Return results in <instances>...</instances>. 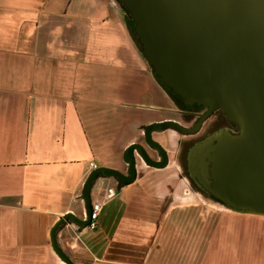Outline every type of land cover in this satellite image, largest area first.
Returning a JSON list of instances; mask_svg holds the SVG:
<instances>
[{
	"label": "crops",
	"instance_id": "1",
	"mask_svg": "<svg viewBox=\"0 0 264 264\" xmlns=\"http://www.w3.org/2000/svg\"><path fill=\"white\" fill-rule=\"evenodd\" d=\"M131 26L117 0H0V264H66L51 225L86 217L82 182L124 163L132 121L161 119ZM144 166L124 183L94 178L93 227H56L74 264H264L262 216L215 205L168 162Z\"/></svg>",
	"mask_w": 264,
	"mask_h": 264
},
{
	"label": "water",
	"instance_id": "2",
	"mask_svg": "<svg viewBox=\"0 0 264 264\" xmlns=\"http://www.w3.org/2000/svg\"><path fill=\"white\" fill-rule=\"evenodd\" d=\"M132 23L140 52L153 75L186 103L206 110L190 126L171 118L152 119L142 127L148 155L137 142L122 150L124 171L97 165L82 182L86 217L65 212L50 227L54 253L74 264L57 244L56 227L65 219L88 221L89 188L97 175H112L120 183L135 176V156L153 167L168 162L166 149L152 131L171 128L192 132L201 118L220 108L236 131H214L191 143L185 169L192 183L225 207L240 213L264 215V0H117Z\"/></svg>",
	"mask_w": 264,
	"mask_h": 264
},
{
	"label": "flooded vegetation",
	"instance_id": "3",
	"mask_svg": "<svg viewBox=\"0 0 264 264\" xmlns=\"http://www.w3.org/2000/svg\"><path fill=\"white\" fill-rule=\"evenodd\" d=\"M153 77L161 87L162 96H164L171 103V106L161 105L160 107L151 108L158 111H168L172 114V116L162 117V118H171L183 125L190 126L194 121H196L200 117L201 113L206 110V107L202 104L184 102L180 97L170 93L162 84L159 83V81L156 79L155 76ZM223 128H228L233 132L236 131V126L228 120L225 113L220 108L216 107L211 109L206 115H204L201 118L199 124L192 132H180L171 128H167V129L175 131L176 143L180 144L178 151V153L179 152L180 153L178 154V156L180 158V154H183V159L185 160L186 149L191 143H194L195 141L203 138L204 136ZM142 141L143 143H145L143 139V135H142ZM147 153L150 157L155 159H160L161 157V154L156 149L151 147H149ZM135 157H136L135 163L136 160L141 161L137 155ZM124 163L125 166L122 169V171H124L126 168V161H124Z\"/></svg>",
	"mask_w": 264,
	"mask_h": 264
},
{
	"label": "rangeland",
	"instance_id": "4",
	"mask_svg": "<svg viewBox=\"0 0 264 264\" xmlns=\"http://www.w3.org/2000/svg\"><path fill=\"white\" fill-rule=\"evenodd\" d=\"M125 16L127 17L126 13H125ZM132 38H133V44H134L135 49L140 53V60H139V62L135 63V66L140 68L141 71H145L144 74L146 73L148 78H150L151 80L152 79L154 80V77H153L154 75H152L153 73L151 71V67H150V65H148L145 57L141 54L139 46H138V43H137V40H136V37H135L133 31H132ZM134 69L136 70L135 67H134ZM159 95H160V98H161V100H160L161 101V105H164V106L169 105V106H171V103L164 96H162V92L161 91H160ZM145 103H146V101H145ZM133 108H134V106H133ZM156 113H154L153 111H150L149 112V117L150 118L151 117H153V118L154 117L155 118H162V117L172 116V114L170 112H168V111H158ZM144 124H145V122L144 123L143 122L140 123V122H137L136 119L134 121H132V124L130 126L131 127L130 128L131 132L128 133L129 136L126 135V137L124 138V140L121 143H126L127 144V143L131 142V140L138 141L145 147V149L147 151L149 149V147L145 143H143L142 134H141V129L143 127L142 125H144ZM152 136L156 140H158L160 142V144L166 149V152H167L168 166H166L163 171L179 173V175L183 178V181L187 182V185H189L193 189H195L196 192L199 195H201L202 197H204L205 199H207L209 201H212L215 205H219L220 207H222L224 209L231 210V209H229L227 207L225 208V206L223 204L206 197L204 195V193L200 189L195 187L194 184L192 183V181L189 179V177L187 176V173L185 171V160L183 159V154H180V158L178 156V154L180 153V152L178 153L180 144L176 143V133H175V131L169 130V129H165V130H162V131H154V132H152ZM145 165H147V164H145ZM124 166H125V163L121 162V164L119 166H117V167L120 170H122L124 168ZM148 166L149 165L144 166V169L145 170L152 169L151 167H148ZM231 211H233V210H231ZM246 214H250L251 215L252 213H246ZM252 215L259 216V217L262 216L264 218V215H259V214H252Z\"/></svg>",
	"mask_w": 264,
	"mask_h": 264
},
{
	"label": "built area",
	"instance_id": "5",
	"mask_svg": "<svg viewBox=\"0 0 264 264\" xmlns=\"http://www.w3.org/2000/svg\"><path fill=\"white\" fill-rule=\"evenodd\" d=\"M90 165L92 167H94L95 163L94 162H90ZM113 192H114V190H113V188L111 186L106 187V193H105L106 196L112 195ZM99 207H100V202L99 201H94V202L90 203V211H89V215H88L89 219H88V221L85 224L86 227L91 228V227L94 226L95 217L97 215V210L99 209Z\"/></svg>",
	"mask_w": 264,
	"mask_h": 264
},
{
	"label": "trees",
	"instance_id": "6",
	"mask_svg": "<svg viewBox=\"0 0 264 264\" xmlns=\"http://www.w3.org/2000/svg\"><path fill=\"white\" fill-rule=\"evenodd\" d=\"M118 2V1H117ZM119 3V2H118ZM120 7L123 9V11L126 13L127 15V19H128V22H129V25H131V20L129 18V15L127 14L126 10L124 9V7L119 3ZM132 27V26H131ZM133 31V30H132ZM142 54V53H141ZM143 55V54H142ZM157 79V78H156ZM158 80V79H157ZM160 84H162L161 82H159ZM163 85V84H162ZM164 86V85H163ZM170 93L174 94L175 96H177L175 93H173L169 88H167L166 86H164ZM195 186V185H194ZM196 187V186H195ZM204 193V192H203ZM204 195L210 199H212L209 195H207L206 193H204ZM214 200V199H212Z\"/></svg>",
	"mask_w": 264,
	"mask_h": 264
}]
</instances>
